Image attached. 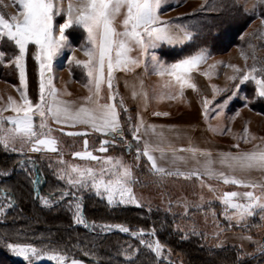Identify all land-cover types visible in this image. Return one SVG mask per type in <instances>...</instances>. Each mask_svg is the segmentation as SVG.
Here are the masks:
<instances>
[{"label":"snow or ice","instance_id":"snow-or-ice-1","mask_svg":"<svg viewBox=\"0 0 264 264\" xmlns=\"http://www.w3.org/2000/svg\"><path fill=\"white\" fill-rule=\"evenodd\" d=\"M165 0H80L76 5L72 0H68L67 7L63 0H15L18 6V15L6 18L0 14V39L11 42L15 51L11 58H7L9 63H14L19 70L20 83L23 90H20L22 102H17L12 97L8 98L6 106L0 108V146L6 150L26 157L18 162V167L24 172L25 177L32 184L38 183L33 179L32 173L36 168V161L28 153H42L50 151L57 153L60 157L57 161V169L54 172L55 178L63 182L64 187H56L47 194H36L40 203L49 209L60 204L67 203L69 208L75 207L73 214L74 222L84 227H89L88 222L82 214V196L80 193L94 191L95 195L106 199L109 206L136 205L142 206L135 196L132 185L136 183L132 166L123 162L121 157L97 156L88 150V140H84V150L72 153L74 158L81 160L95 161L96 167H82L79 164H70L63 159L58 148V140L52 135L53 128L49 121L56 125H66L76 127L85 126L82 132H68L69 136H87L88 129L101 136L111 135L112 139H101L99 142L100 153H107L109 145H115L117 140L126 143L124 135V125L121 122V112L128 113L122 97H119L118 86L115 83L117 72H135L137 68L143 67L147 72L151 68L152 72L161 77H169L165 81L164 87L171 90L170 98L176 99L183 96L186 88L196 90L197 85L192 82V73L204 63L209 56L206 48H199L195 53L185 55L174 62H166L157 55V49L163 45L175 47L194 39V33L188 26L173 24L172 21L162 20L160 12ZM233 7H241L233 3ZM260 8L262 22H264V0H255L252 8H243L244 14ZM62 20H58L61 18ZM120 20V27L117 28L116 21ZM76 28L83 29L86 33L85 43L80 47L84 51L86 60L76 59L74 55L69 57V63L75 62L82 67L88 77L90 95L83 97V102L78 106H73V101H62L59 99V90L53 82L52 63L54 59L65 48L75 51L69 40L68 30ZM30 45L34 46V57L39 63V99L34 102L29 98L26 82L25 58L30 53ZM251 47V45H250ZM133 51L138 55L133 56ZM245 60L247 55L241 52ZM6 59V53L0 50V60ZM235 70L234 75L228 77L229 80L238 81L233 85V89L239 90L247 82L254 84V95L264 98V66L257 67L254 63L248 67L247 71H242L236 65H227ZM47 73V75H46ZM208 76L207 72L202 73ZM142 83V82H141ZM127 86V82H125ZM106 86L108 95L102 96ZM213 100L220 91L216 85H211ZM19 90V89H18ZM146 96V93H141ZM237 94L232 91L222 103L214 106L215 115L219 116L232 97ZM137 93L134 91L133 96ZM119 97V99H118ZM245 107L251 103L245 98ZM103 101V102H101ZM212 103L207 96L203 98V115L208 118L209 105ZM10 110L15 115L4 116L3 112ZM154 115H168V113H153ZM239 113H237L238 115ZM35 117L39 118L36 122ZM128 130L132 139L139 143L143 136L141 129L145 133L149 130L154 134L156 125H145L143 118L137 116L136 123L133 118L127 116ZM61 132L63 128L59 129ZM210 130L211 129L210 126ZM222 131H231L230 128ZM241 140L247 142L248 139L255 140V136L248 135V129H243ZM264 139V138H262ZM131 146L129 145V148ZM239 149V144L234 145ZM27 149V152H25ZM153 151H160L161 156L164 150L158 146H153L149 140H144L143 149L136 148V159L139 160L142 154L150 162V167L154 173L164 176L184 177L185 179L196 177L201 179L206 176L209 180L216 179L223 184H232L246 189L243 193L238 191H224L217 197L219 203L223 205V215L229 223L244 225L249 217L257 214L264 219V183L257 184L252 180H246L236 175H228L224 171H219L215 167L218 163L226 166L232 173L250 172L259 170L264 173V146L256 145L251 150L220 153L218 157H213L210 149H200L189 145L187 148L171 149L173 162L184 161L186 158L177 156V151L189 152L192 158L197 160L203 172L194 169L189 172L167 170L157 163ZM202 157L203 159H197ZM52 165L49 164V167ZM10 175L8 171L2 173ZM210 192L216 189L212 184L206 185ZM259 189V194H257ZM5 202L0 204V215L6 209L12 208V195L5 191L3 193ZM71 198V199H69ZM204 199L203 196L200 197ZM211 203V201H209ZM202 207V205H197ZM150 210V209H149ZM188 211L185 206V212ZM95 227V224H93ZM102 231L118 229L120 232L129 233L132 237L139 239V244L148 248L154 256L161 261L167 260L165 252L170 253V249L161 243L153 227L150 231L144 229L131 230L123 224L100 225ZM177 231H181L179 228ZM195 229H193V232ZM181 238L186 239L187 235L181 232ZM251 240L252 237H246ZM0 249L7 254L0 256V264H10V258H21L24 264H40L43 260L54 261L55 264H83L82 261L70 258L66 253L57 249L39 248L34 244L11 240L8 236L0 237ZM138 249L128 246L124 253V258L128 264H134V254ZM258 253L264 256V244L258 247ZM88 255V253H85ZM170 264V262H169ZM242 264V261H241Z\"/></svg>","mask_w":264,"mask_h":264},{"label":"rangeland","instance_id":"rangeland-1","mask_svg":"<svg viewBox=\"0 0 264 264\" xmlns=\"http://www.w3.org/2000/svg\"><path fill=\"white\" fill-rule=\"evenodd\" d=\"M205 1L206 0H165V3L162 5L161 10L164 16H162L161 13L160 15L163 20H166V17H168L165 15H174L173 19H179L180 21H182L184 23L183 26H188L190 28L193 25L194 27L196 26L197 22H200L199 20L201 19L200 17L202 16L201 14L203 12L202 5ZM238 1L244 8L246 7L248 9H251L252 4L255 2V0ZM63 2L64 6L67 7L68 0H63ZM79 2L80 0H72V3L74 5L78 4ZM0 14L5 15L6 18H10L12 15H18V6L15 4V0H0ZM121 19L122 17L117 18V28L120 27ZM58 20H62V17L58 18ZM83 33L84 32L80 28L76 27L68 30L67 34L69 35V40L72 48L74 45L80 47L84 44ZM70 35L74 37L78 36V40L76 41L75 39L73 41L71 39L72 36L70 37ZM240 42V45L231 47L225 52L218 54L214 53L213 55H217L218 59L214 62L207 63V72H212L214 74H217L219 72L221 73L222 77L220 79L222 83L221 86L216 85L217 88L227 89V91H220L216 94L218 100L212 101V103L209 105L208 117L211 118L209 121L211 123V129H214L213 131L218 130V132L221 133L222 130L230 128L231 131H228V136L230 135L233 138V144H239V147H249L251 145H257V143H261V141L264 140L262 139L264 138V98L255 97V86L251 82L245 83L239 90L233 89V85L235 83H238V81L229 80L228 77L236 73L233 68L228 67L227 65H236L242 71H247L248 67H251L254 63L257 67L264 66V22H262V18L254 16V18L250 20L245 31L241 35ZM170 49L171 47L167 48L165 46H162L159 51L163 50L165 52H168ZM0 50L5 51L6 53V59L0 60V68L3 70L1 71L3 78H0V80L9 83L7 84L4 82H0V108H2L8 103L9 97H12L17 102H22L20 90L23 89L19 87V85L21 84L19 79V70L15 68L14 63H9L7 59L12 57L13 52L15 51L14 45L11 42L0 39ZM34 51V46L30 45V53L28 54V57L30 60L29 64L31 88H29L28 84L27 92L29 98L36 102L39 99L40 68L39 63L35 60ZM70 51L71 50L69 48H65L54 59L52 63V77H54L55 72L58 68L63 66H67L69 68L72 65L68 62V55L70 54ZM241 52L247 55V60H245L244 56L241 55ZM208 53L212 55L210 51H208ZM26 60L27 56L25 58V65L27 62ZM12 75H15V80L11 79ZM26 79L28 81L27 68ZM232 91H236L237 94L232 97V99L226 105L223 106L221 114L219 116H216L215 111L217 109H215L214 106L222 103L228 96L231 95ZM246 97L251 100V103H249L247 107L244 106ZM237 113L239 114L237 115ZM3 115L9 116L15 115V113L8 110L4 111ZM214 116L215 118H213ZM35 119L38 123L39 118L35 117ZM245 127L248 129V135L256 137L255 140L248 139L247 142H245L244 140L240 139V136L244 134L243 129ZM125 133L128 136L126 131ZM52 135L58 139V148L60 154H62L63 156V159L70 164H79L82 167L97 166L95 161L81 160L79 158H74L72 155L73 151L84 149L85 139L88 140L89 151H92L94 155L121 157L125 164L132 166L134 179L136 180V183H134L132 187L135 196L140 201V204L142 205V207H145L146 210L148 209V211H154V213L158 216L156 219V223L158 225L157 228H162L161 226L171 227V234L175 232L179 237L177 238V240L180 244H178L176 247L169 245L165 241V239L160 240L161 243L166 246V249L171 250L170 253L167 251L165 252L167 260L164 261L158 260L154 256V254L145 246L141 247L138 238H134L131 236L134 241L120 239L121 242H119V244L112 249L113 255L115 257H118V260L119 258L125 260L124 253L127 250L128 246L131 245L133 248L138 249V253L134 254V256H137L142 252V255L145 258L148 255L146 259H149V262H151V264H169V262L170 264H187V262L183 260V257L181 256L182 253L179 249H181V246L183 248L184 243L189 244L192 241H195L200 246H202L203 248L199 250L204 252L205 250H221L228 245H236L240 249L238 253L227 250L223 254L232 255V257H234L233 260H247V264H260V262L264 259V256H261L258 253V247L262 245L261 242L264 239V219H261V215L257 214L254 217H249L245 224L242 226L236 225L234 221L229 223L225 220V217L223 215L224 208L222 204L218 202L217 197L220 193L228 191L227 188L229 187H223L218 182L210 180H203V184L205 186L202 187L201 179H185L184 177L155 174L149 169L147 163L143 160V158H139V160H137L133 157L125 155L122 151L121 146L117 144L109 145V150L107 153H100L97 151L100 146L99 142L101 140V138L99 137L88 136L86 138H83L81 136H69L67 134L61 133L56 129H53ZM0 147L3 151L14 153L10 150L4 149L2 146ZM25 152H27V149H25ZM28 156L33 157V159L35 160H45L46 162L51 164L53 171L52 175L55 177L54 172L58 167L57 161L60 158L57 153H48L44 151L42 153H28ZM24 159H26V157L19 155L18 161H22ZM32 176L33 179L38 180V183H42L43 177L40 172L38 178L33 173ZM38 183L32 184L33 189H36V191H38ZM61 183L63 184V182ZM209 183L215 187V192H210L208 190L206 185ZM234 188V190L241 193L250 190L244 187ZM84 193L93 194L94 191H85L83 193H80L79 195L83 196ZM257 194H259V189H257ZM41 195L43 194L41 193ZM201 196L204 197L203 200L200 199ZM0 199H3V201H0V204L5 202L4 196L2 197L0 195ZM209 201H211V203H209ZM197 205H202V207H197ZM185 206H187L188 208L187 212H185ZM70 210H72L74 214V205L72 208H70ZM164 214L168 216L167 219L165 218V216H163ZM1 218H3V215H0V219ZM10 219L11 218L7 216L6 220L8 221ZM88 224H90V227L93 230L100 232L102 231L99 227L100 225H117L115 224V222L102 223L99 221H90L88 222ZM93 224H95V227H93ZM221 226H224V228H233L234 226L238 227L233 228L232 230L234 231L224 233V230H222L223 227ZM177 228H179L181 231H177ZM193 229H195L194 232ZM111 230L115 231L116 229L112 228ZM0 231L5 234L7 233L5 232V229L1 228V226ZM145 232L148 231L145 230ZM181 232L187 235L186 239L181 238ZM166 235L168 238H170L169 234ZM249 236L252 237L251 240H248L246 238ZM34 245L39 248L57 249L56 246L50 245L49 243L45 242H39ZM99 248H95V250ZM83 249L85 253H88V255L99 257L92 250H90L89 252L88 249ZM209 253L211 252H208V254ZM252 257L254 258V260L251 262L250 259H252ZM12 258L24 263L21 258ZM40 264H55V262H50L45 259L41 261ZM220 264L236 263H232L228 260H222V262L220 261Z\"/></svg>","mask_w":264,"mask_h":264},{"label":"trees","instance_id":"trees-1","mask_svg":"<svg viewBox=\"0 0 264 264\" xmlns=\"http://www.w3.org/2000/svg\"><path fill=\"white\" fill-rule=\"evenodd\" d=\"M233 3H237L241 7H233ZM202 8L203 12L201 14L202 16L200 15V22H197L194 27L190 24V29L194 33V39L179 49L171 48L168 52L161 50L160 54L163 58L169 61L175 60L201 47L206 48L212 55L214 53L225 52L231 47L240 45L241 35L254 16L262 18V10L260 8H257L255 14H251L250 12L244 14V7L238 0H206ZM175 21L179 25L184 24L179 19H175ZM71 39L73 41L76 39L77 41L78 36H72ZM26 61L28 84L29 88H31L30 60L28 55ZM1 71L3 70L0 68V74ZM11 77V79L15 80V75ZM0 78H3L2 74ZM125 131L129 137H132L126 128ZM140 158H143V156ZM18 159V154L3 151L0 147V195L3 197L5 191L11 193L13 197L12 204L14 205L12 208L6 209L3 218L0 219L1 228L7 232L5 234L0 231L1 237L8 236L11 240L31 244L39 242L49 243L50 245L56 246L59 251L66 253L70 258L88 261L93 264H128L122 258L118 260V257L113 255L112 249L121 240H133L129 233L114 230L100 232L93 230L90 224L87 228L83 225H78L74 222L73 212L67 203H60L51 209L44 207L36 198V194H47L56 187H63V184L52 175V167H49L48 162L45 160H35L36 168L39 169L43 177L42 183H38L39 187L38 191H36V189H33L32 183L25 177L24 172L19 169ZM5 171H8L10 175H3L2 173ZM39 172L37 173L34 170L33 174L38 178ZM1 200L3 201V199ZM81 203V211L87 222L121 223L133 231L141 228L150 231L154 227L156 229V235L160 240L165 239L169 245L175 247L180 244L177 240L179 238L178 235L175 232L171 234V227L161 226L162 228H157L156 219L158 216L154 211L146 210L145 207L120 204L109 206L106 199H102L94 193H84ZM7 216L11 218L8 221L6 220ZM163 216L166 219L168 217L166 214ZM235 227L238 226H234L233 228ZM166 234H169L170 238ZM261 244H264V239ZM141 247L144 246L141 245ZM83 248L88 249L89 252L92 250L101 258L85 255ZM95 248L99 249L95 250ZM201 248L203 247L195 241H192L189 244L184 243L183 248L181 246L179 250L182 253L183 260L187 264H220L222 260H228L236 264H241L242 261V264H247V260H233L234 257L232 255L223 254L227 250L238 253L240 249L236 245H228L221 250H205V252L200 251ZM208 252L211 253L208 254ZM6 255L0 249V256ZM146 258L141 252L139 255L134 256V264H151L149 259ZM253 260L254 258L252 257L250 261L252 262ZM10 264L24 263L11 257ZM260 264H264V259Z\"/></svg>","mask_w":264,"mask_h":264},{"label":"crops","instance_id":"crops-1","mask_svg":"<svg viewBox=\"0 0 264 264\" xmlns=\"http://www.w3.org/2000/svg\"><path fill=\"white\" fill-rule=\"evenodd\" d=\"M160 13L162 16H164L162 14L163 12ZM165 16H168L166 17V20L172 21L173 24H178L173 19L174 15ZM81 30L83 31V29ZM83 36V42L85 43L86 33H83ZM187 43L188 42L182 45H177L175 47H171L168 45L163 46L167 48L171 47L179 49ZM161 48L162 47L156 50L157 55L160 57V59L165 60L166 62L171 63L185 56L183 55L175 60L169 61L161 56L159 51V49ZM73 49H75V51H70V54L68 55V62L69 57L72 55H74L76 59L79 60L87 59L81 47L74 45ZM197 50L189 54H193ZM132 55L136 56L138 55V52L133 51ZM217 59V55L209 54L208 59L204 63H202L196 71L192 73L191 78L192 82L197 85L196 90L186 88L184 90V95L177 96L176 99L170 98V96L172 95L171 90L164 87L165 81L169 80L170 78L167 76L161 77L159 75L154 74L151 68H149V70L145 72L143 71V67L141 66V68H137L135 72H117L115 74V83L118 86L117 90L119 92V97L123 98L125 106L129 109L128 113L121 112L122 124L124 126L126 124L125 128L128 130L127 116L130 115L133 118V123H136L138 122L137 116L139 114V116L143 118L145 125L157 126L154 134L150 130L148 133H145L144 129L142 128L141 135L143 136V139L137 144L141 149H143L144 140H149L154 147L158 146L159 148L163 149V157L161 156L160 151H153L152 154L156 157L158 165L166 168L167 170L175 171L177 168H179L181 171L189 172L194 169H199L201 172H203V169L201 168L200 164L197 163L196 159L192 158V154L189 152L177 151V156H183L186 159L184 161L173 162L171 152V149L173 148L181 149L187 148L189 147V145H192L200 149H210L213 157L215 158L218 157V155L222 152H232L235 154L237 151L251 150L254 146H256L251 145L249 147H239V149L235 148V144H233L234 140L230 135L228 136V131H221L220 133L218 132V130H210L211 123L209 120L211 118H205V116L203 115V98L207 96L212 101L218 100V97H216V95L215 99H212L213 91L211 85L221 86V73L219 72L217 74H214L212 72L206 71L207 63L214 62ZM71 64L72 65L69 68L67 66L58 68L53 77V82L55 84V87L59 90L60 100L73 101L75 102L73 106H78L80 103L83 102V97L90 95L89 88L86 87V85L88 84V77L86 71L82 67L77 66L75 62ZM204 72L208 73L207 77L202 74ZM0 82L9 84L8 82L1 80ZM26 82L28 86L27 79ZM125 82H127V86ZM19 87L23 89V86L21 84L19 85ZM134 91L137 93L136 96H133ZM141 93H146V96L142 95ZM107 95L108 91L105 86L102 92V96L106 97ZM153 113H168V115H154ZM213 118H215V116ZM49 123L53 129H56L58 131H60V128H63L64 131H60L63 134H66L68 132H82L85 130V126L83 125L70 127L66 125H56L53 124L51 121H49ZM128 132L131 134L129 130ZM80 136L83 138H86L88 136H95L101 139H112L111 135L101 136L99 133H95L91 129H88V135L86 137L82 135ZM257 145L264 146V140L261 141V143H257ZM83 150L84 149L77 151ZM46 152L52 153L50 151ZM74 152H76V150L73 151V153ZM197 159L202 160L203 158L198 157ZM143 160L147 163L149 169L152 171L150 167V162L147 160V158L143 156ZM215 167L217 168V170L224 171L228 175L234 174L240 178L252 180L257 184L264 183V173L259 170H252L250 172L245 173H232L226 166H222L218 163L215 165ZM203 180L207 181L209 179L204 176ZM210 181L218 182L223 187H229L227 188L228 191H236L234 190V187H240L232 184L226 185L216 179H211ZM221 227H223L222 230H224V233L234 231L232 230L233 228H224V226ZM80 261H82L83 264H93L88 261Z\"/></svg>","mask_w":264,"mask_h":264},{"label":"built area","instance_id":"built-area-1","mask_svg":"<svg viewBox=\"0 0 264 264\" xmlns=\"http://www.w3.org/2000/svg\"><path fill=\"white\" fill-rule=\"evenodd\" d=\"M124 135L127 138V142L126 143H121L119 140H117V145H120L122 148V151L124 152L125 155L133 157L134 159H136V148L138 147L136 144V141L132 139V137H129L126 135L125 131H124ZM129 145L131 146L129 148ZM142 156V154L140 155V157Z\"/></svg>","mask_w":264,"mask_h":264},{"label":"water","instance_id":"water-1","mask_svg":"<svg viewBox=\"0 0 264 264\" xmlns=\"http://www.w3.org/2000/svg\"><path fill=\"white\" fill-rule=\"evenodd\" d=\"M115 231H119V230H115Z\"/></svg>","mask_w":264,"mask_h":264}]
</instances>
